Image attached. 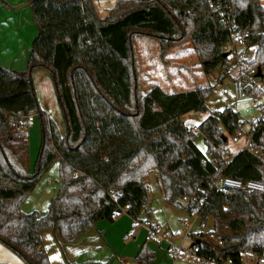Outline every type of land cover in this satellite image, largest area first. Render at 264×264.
<instances>
[{
    "label": "trees",
    "instance_id": "obj_1",
    "mask_svg": "<svg viewBox=\"0 0 264 264\" xmlns=\"http://www.w3.org/2000/svg\"><path fill=\"white\" fill-rule=\"evenodd\" d=\"M25 1L39 30L27 69L0 66V242L25 264H52L42 230L74 243L97 222L114 223L120 209L142 223L141 215L150 213L146 179L157 170L168 205L198 216L202 226L212 218L214 231L225 226L231 233L220 237L222 247L196 239L198 256L243 264L245 250L263 254L264 191L218 190L215 182L225 176L264 185V115L250 146L231 157L223 136L245 135L246 123L232 108L211 114L199 130L218 165L208 161L204 167L208 157L183 116L206 112L212 88L168 93L155 86L143 95L134 46L138 37L155 39L165 56L191 38L208 75L227 66L224 48L232 35L247 32V47H256L251 68L263 72L260 0H120L105 18L93 0ZM39 69L52 76L64 135L40 106L33 81ZM254 90L249 93H260ZM33 115L41 142L31 171L19 154L29 152L28 135L19 128L26 130ZM55 163L60 186L47 212H24L30 193ZM136 261H154L146 244Z\"/></svg>",
    "mask_w": 264,
    "mask_h": 264
},
{
    "label": "rangeland",
    "instance_id": "obj_2",
    "mask_svg": "<svg viewBox=\"0 0 264 264\" xmlns=\"http://www.w3.org/2000/svg\"><path fill=\"white\" fill-rule=\"evenodd\" d=\"M118 1L120 0H93L100 18H105L109 14V10L112 9ZM260 3L261 5H264V0H260ZM134 46L140 78V90L143 95L147 94L155 86H160L165 92L168 93H176L179 92V90L184 89L186 91H189L192 89L212 88V93L207 100L208 110L206 112L188 113V117L186 116L187 114L184 115L183 121L186 123V125L192 128L193 126L202 123L206 116H209L216 111H224L225 109L232 108L239 113L241 120L245 121L246 131L248 132L252 116H258V114L252 113V116L247 115L245 114L243 109L235 103L234 79L239 77L240 74L243 75V73H240L241 69H243V71L245 72L251 69H256L251 68L250 65L255 60L256 47H249L248 49H246L247 52L245 55L246 59L244 63H242V61H240L237 56L224 49V53L226 54V56H228L227 66L223 68L222 65H219L213 70V72L207 75L204 72L201 60L196 53L191 38H188L183 43L178 44L170 49L165 56L161 55L159 42L155 39L141 36L136 39ZM203 54L204 59L209 57V53L207 51H203ZM39 72L41 73L37 75V79H35V76L33 75L34 86L39 99V103L42 98L43 103L47 107H49L51 111H53L57 121H55L54 119L53 120L59 126V129L62 131V135H64L66 132V126L56 96L52 76L48 71L44 69ZM262 74L263 78H260L255 82L254 88H250L248 86L249 84L247 83L246 77L242 76L248 88V91L251 89H256L254 90L256 91L255 93H261L264 90V71L262 72ZM176 76L178 77L177 79ZM175 80H180L184 83L183 85L182 83L174 84V87H169L170 85H167L168 83H171ZM28 128L29 134H31L32 137L31 143L34 144L36 139V127L32 120H29V123L26 125V132ZM37 129L40 130L39 125ZM39 135L41 138V131ZM196 136L197 138L195 140V143L197 147L207 157H210V154L208 153V144L205 138L201 135ZM248 140V133L241 137L239 141H234V138L230 137L227 143L230 156H236L240 152V150L243 149L244 145L248 143ZM28 143L30 144V141H28ZM19 154H21L26 164L29 165V155L22 151H19ZM56 176L57 174L55 169L51 168L41 178L36 186L37 189L35 190L33 196L31 197L29 195L23 205L26 207V211L43 212L48 210L49 204L47 203L46 205L44 202H46V200L50 199L52 196L54 197L59 189L58 187V189L55 191L57 183L53 185V183L56 182ZM146 183L149 192V200L147 206L150 213L144 212L141 215V220H143V222L137 223V226L133 228L134 232L129 234L128 236H125L124 241H127V239H129V242H132L131 240H134V242H136L138 238L143 239V237L146 236L148 238L150 229L153 230L155 228L154 226H156L160 229V236H171V240L168 241V244L172 243L173 248H186V250L183 249L181 259H177L175 257L176 252L172 251L174 250L173 248H170L169 252L167 247L160 248L156 244H154L156 243V241L149 239L150 241L148 243L156 246V248L153 249L156 252L155 260H157V264H205L199 262L200 260H192V243H194L198 237L200 238L199 234L203 232L205 235L204 241H208L209 243L216 246V241L210 239L209 234L213 233L215 235V238H220L224 235H230V231H228L225 226H223V229L221 231H214V221L212 218H209L206 224L202 226L201 219L198 216L191 215L180 208L168 205L162 193L161 182L157 171L153 170L148 175ZM47 186L50 188H48ZM188 234L189 237L186 238ZM172 245L170 244L171 247ZM247 250L253 251L251 249ZM261 255L264 256V252ZM0 264L25 263L18 255H16L12 250H10L0 242Z\"/></svg>",
    "mask_w": 264,
    "mask_h": 264
},
{
    "label": "crops",
    "instance_id": "obj_3",
    "mask_svg": "<svg viewBox=\"0 0 264 264\" xmlns=\"http://www.w3.org/2000/svg\"><path fill=\"white\" fill-rule=\"evenodd\" d=\"M38 33L39 30L36 19L29 4L25 0H0V66H3L7 69H14L16 71H25L27 69V63L30 56L32 43L38 36ZM39 71H42V69H39L35 72V79H37V75L41 73ZM177 78L178 77L176 76V79ZM171 83H168L167 85H170L169 87H174V84L182 83L183 85L184 82L175 80ZM179 92H186V90H179ZM40 103L48 116L57 121L53 111H51V109L43 103L42 98ZM186 116L188 117L189 114H187ZM209 116H206L204 121ZM29 120H32L36 127V139L34 144L31 143L32 137L31 134H29V131V138L27 137L28 141H30V144L28 143V163L30 170L33 171L35 161L40 149L41 138L39 135L40 130L37 129L39 125L38 117L33 115L28 117V123ZM199 125L195 126L199 127ZM59 131L60 133L62 132L60 129ZM241 137H239L237 141H239ZM229 138L230 137H228V141ZM250 143L251 140L249 138L248 143L245 144L243 149H241L240 151L247 149L250 146ZM51 168L55 169L57 174L56 182L53 183V185L57 183L55 188L56 191L60 183L58 163H55ZM36 189L37 188H35L30 193L31 197L33 196ZM52 198L53 196L50 199H47L44 203L46 205L47 203L50 204ZM25 208V206H22L24 212L32 213L26 211ZM46 212L47 211L38 213L43 215ZM135 226H137V223H135L133 219L127 215L125 210H122V213L119 214L114 223H109L106 220L99 221L89 231L80 235L74 243H65L61 239L60 235L51 229L42 230L40 235L44 248L50 257L52 264H138L136 260L144 244H146L147 248L154 254V261L149 264H157V260H155L156 252L154 251L156 246L148 243L150 241L148 234V238L147 236L143 237V239L138 238L136 242H134V240H131L132 242H129V239H127V241H124L125 236H128L129 234L134 232L133 228ZM154 227V229L160 233V229L156 226ZM154 244H156L160 248L167 247L168 250L170 248H173L172 243H170L172 245V247H170V244H168V242L162 244L156 242ZM173 249L174 250L172 251L177 250L175 247ZM183 249L186 250V248Z\"/></svg>",
    "mask_w": 264,
    "mask_h": 264
},
{
    "label": "built area",
    "instance_id": "obj_4",
    "mask_svg": "<svg viewBox=\"0 0 264 264\" xmlns=\"http://www.w3.org/2000/svg\"><path fill=\"white\" fill-rule=\"evenodd\" d=\"M247 35H248L247 32L243 33L241 31L234 33L232 35L231 41L224 48L228 50V52L237 56L240 59V61H242V63H244L246 59V56H245L247 52L246 49H248L247 43L245 41V37ZM257 72H258L257 69H251L246 72L243 71V69H241L240 73H243V75L240 74L239 77L234 79L235 103L239 105L243 109L245 114L247 115L252 116V113L258 114V116H252L251 122L249 124V130L247 133H248L250 140L252 139V136L255 133L256 128L264 115V90L260 94L249 93L248 88L243 80V77L244 76L246 77L247 83L249 84L248 86L250 88H253L255 87V82L258 81V79H260L256 77ZM19 130L21 134L28 135V131L26 132L25 129L20 127ZM191 130L196 135L203 136V134L199 130V127L194 126L191 128ZM238 138H234V141H237ZM216 152L220 156H223L219 150H216ZM208 159L206 158L203 160L202 164L204 167L208 165V161H210L216 166L218 165L217 159L209 158V157ZM215 187L218 190L235 189V190H244L246 192L264 191V185L261 183L254 182V181L244 182L241 180H237V179H233V178L225 177V176H220L217 179V181L215 182ZM182 200L183 202L187 203L188 197H183ZM159 234L160 233L158 231L153 229L150 231L149 239L156 241L157 243H165L171 239L170 235H167L166 237H164V236H160ZM188 237H189V234L188 236H186V238ZM209 238L216 241V246H219V247L223 246V241L220 240V238H215V235L213 233L209 234ZM197 239H199L198 241L199 243L200 242L202 243L205 238L198 237ZM196 244L197 242L195 240V242L192 243V253H191L192 260L194 261L200 260L199 262H202L205 264H219L216 260H207L205 259V257L198 256L197 252L199 250V247H197ZM175 252H176L175 257L177 259H181V255L183 254V249H177ZM242 262L243 264H264V256L257 252L247 250L242 255ZM225 264H232V262L231 260H228Z\"/></svg>",
    "mask_w": 264,
    "mask_h": 264
},
{
    "label": "water",
    "instance_id": "obj_5",
    "mask_svg": "<svg viewBox=\"0 0 264 264\" xmlns=\"http://www.w3.org/2000/svg\"><path fill=\"white\" fill-rule=\"evenodd\" d=\"M224 56H226V54H224ZM256 77L257 78H263V74H262V71H261L260 68H258V72H257V76ZM223 139H224L225 142L228 141V138L226 136H223ZM118 212H119V214H121L122 210L120 209V210H118Z\"/></svg>",
    "mask_w": 264,
    "mask_h": 264
}]
</instances>
